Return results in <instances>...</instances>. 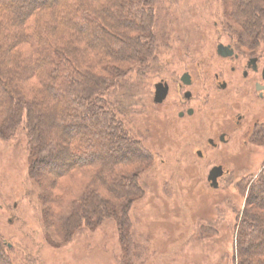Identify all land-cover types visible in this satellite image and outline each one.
Segmentation results:
<instances>
[{
    "label": "rangeland",
    "instance_id": "374dc122",
    "mask_svg": "<svg viewBox=\"0 0 264 264\" xmlns=\"http://www.w3.org/2000/svg\"><path fill=\"white\" fill-rule=\"evenodd\" d=\"M228 2L156 0L154 29L160 31V36L152 59L144 65L133 61L121 86L110 89L104 96L131 138L151 155L150 164L139 167L143 191L132 201L128 213L135 236L132 248L136 250L132 256L125 252L113 220H105L95 229L81 225L69 240L56 236L51 219L47 221L44 215L52 210L48 203L52 191L47 182L30 174L24 124L11 139L0 138V238L11 264H238L234 245L237 224L243 218L249 183L264 167V138L249 139L242 148L237 133L221 151L206 152L203 159L194 154V149L203 145L195 146L197 141L189 131L201 123L199 133H208V127L220 121L217 109L227 106L223 103L231 93L217 95L215 106L203 107L200 102V113L210 111L205 117L208 121L202 120V114L198 123H181L177 117L182 55L179 51L186 55L188 44L190 51L196 49L200 56H210L220 34L221 42H233L241 51L264 52V31H259L254 41L248 39L246 45L238 42L237 33L244 32V19L229 16L233 8ZM248 3V19L259 14L264 24V3L245 0ZM135 30L127 31L105 21L102 40L113 46L125 41V34L141 33ZM164 78L169 82V93L164 103L156 107L152 103L153 86ZM23 88L30 100H36L41 93L36 91L39 88L36 80L25 81ZM36 107L38 112L42 110ZM14 113L19 115L18 110ZM25 115L23 112V118ZM66 129L74 133L69 124L63 128L67 133ZM2 130L0 119V137ZM39 155L42 158L44 153ZM220 159L228 168L240 171L221 178L214 189L207 180V171ZM54 170L49 162L36 168L37 173L47 178ZM259 222L264 233V219ZM253 257L249 255L247 262L253 263Z\"/></svg>",
    "mask_w": 264,
    "mask_h": 264
},
{
    "label": "trees",
    "instance_id": "16d2710c",
    "mask_svg": "<svg viewBox=\"0 0 264 264\" xmlns=\"http://www.w3.org/2000/svg\"><path fill=\"white\" fill-rule=\"evenodd\" d=\"M155 3L0 0V138L11 139L24 124L30 174L47 182L52 191L48 201L52 210L44 215L51 219L56 236L69 240L81 225L95 229L113 220L129 256L136 248H132L135 236L128 213L143 191L139 167L150 164L151 155L131 138L104 96L121 86L133 61L144 65L152 59L160 36L154 29ZM228 4L232 19H244V32H236L238 42L254 41L264 31L261 16L251 13L252 20L248 19L245 0ZM105 21L141 33L125 34V41L106 45L101 35ZM28 80L39 83L36 100L25 95L23 83ZM36 106L42 110L38 112ZM16 110L19 115L14 116ZM66 124L74 133L63 130ZM262 138L264 131L258 139ZM48 162L55 170L47 178L36 168ZM249 184L234 240L236 260L264 264V233L259 224L264 219V167ZM249 255L254 256L253 263L247 262ZM0 264H11L1 238Z\"/></svg>",
    "mask_w": 264,
    "mask_h": 264
},
{
    "label": "flooded vegetation",
    "instance_id": "af4514ba",
    "mask_svg": "<svg viewBox=\"0 0 264 264\" xmlns=\"http://www.w3.org/2000/svg\"><path fill=\"white\" fill-rule=\"evenodd\" d=\"M222 37L220 34L217 36L216 47L210 56H200L196 49L190 51V44L187 45V50H184L186 55L179 51L182 54L179 56V122L198 123L200 114L204 116L203 121H208L205 117L210 111H203L205 108H202L203 112L200 113V102L203 107L215 106L214 98L217 95L231 93V97L223 103L227 106L217 109L220 121L215 125L211 124L208 133H199L198 126H203L201 123L195 124V130L189 131L192 139L197 141L195 146L203 145L194 149V154L199 159H203L206 152L221 151L237 133V141L244 148L249 139L259 138L264 131V52L253 49L241 51L233 42H221ZM220 45L226 47V56L217 52ZM159 85H166L169 93V82L165 81V78L154 84L152 103L156 107L161 106L168 96L167 93L166 98L159 104L154 102L155 87ZM200 92L203 94L200 95ZM181 133L179 138L182 139ZM223 160L211 164L207 171L208 177L213 169L221 170L217 183L224 176L240 171L236 167L228 168ZM209 185L211 186L210 182Z\"/></svg>",
    "mask_w": 264,
    "mask_h": 264
},
{
    "label": "water",
    "instance_id": "95a60500",
    "mask_svg": "<svg viewBox=\"0 0 264 264\" xmlns=\"http://www.w3.org/2000/svg\"><path fill=\"white\" fill-rule=\"evenodd\" d=\"M225 50L226 47H223L222 45L218 46L217 48V52L223 56H226L224 53ZM167 93L168 87L166 85H159L155 87L154 102L157 104L161 103L166 98ZM220 175L221 170L219 168H215L209 173L207 179L210 182L212 188L216 189L218 187L217 179L220 177Z\"/></svg>",
    "mask_w": 264,
    "mask_h": 264
}]
</instances>
